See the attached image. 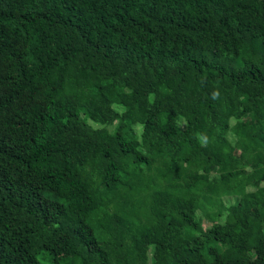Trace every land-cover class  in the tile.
Instances as JSON below:
<instances>
[{
  "label": "trees",
  "instance_id": "1",
  "mask_svg": "<svg viewBox=\"0 0 264 264\" xmlns=\"http://www.w3.org/2000/svg\"><path fill=\"white\" fill-rule=\"evenodd\" d=\"M0 264H264V0H0Z\"/></svg>",
  "mask_w": 264,
  "mask_h": 264
},
{
  "label": "rangeland",
  "instance_id": "2",
  "mask_svg": "<svg viewBox=\"0 0 264 264\" xmlns=\"http://www.w3.org/2000/svg\"><path fill=\"white\" fill-rule=\"evenodd\" d=\"M210 227H211V224L204 220V228L207 229V228H210ZM231 257L236 259L234 255H232Z\"/></svg>",
  "mask_w": 264,
  "mask_h": 264
}]
</instances>
